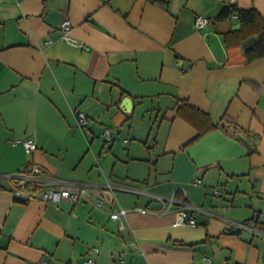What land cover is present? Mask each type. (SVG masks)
<instances>
[{
  "label": "crops",
  "instance_id": "1",
  "mask_svg": "<svg viewBox=\"0 0 264 264\" xmlns=\"http://www.w3.org/2000/svg\"><path fill=\"white\" fill-rule=\"evenodd\" d=\"M227 5L264 19V0H169L166 9L148 0H0V264H264V56L250 60L255 43L225 44L223 34L240 28L236 15L217 19ZM199 15L209 25L198 30ZM65 18L76 43L61 36ZM148 99L158 123L145 155L126 141L110 169L99 156L102 174L90 168L82 178L84 158L50 151L78 111L90 124L111 107L132 115ZM181 101L214 124L227 116L254 153L220 129L190 143L198 131L178 116ZM31 165L91 201L19 200L12 179ZM118 207L129 210L123 228L110 218ZM183 209L197 225L175 224Z\"/></svg>",
  "mask_w": 264,
  "mask_h": 264
},
{
  "label": "rangeland",
  "instance_id": "2",
  "mask_svg": "<svg viewBox=\"0 0 264 264\" xmlns=\"http://www.w3.org/2000/svg\"><path fill=\"white\" fill-rule=\"evenodd\" d=\"M154 107L156 104L152 103L151 99L138 104L132 115L123 113L121 108L111 107L110 111L103 110L102 117L98 121H90L89 126L84 129L80 128L76 121L73 129H67L59 134L57 143L52 137H48V134L44 137L47 140L52 138L54 144L50 147V151L58 155L60 160L64 156L67 161L78 164L79 160L84 158L79 165V169L82 168L80 177L86 178L90 168H95L93 173L100 171L102 174L104 167L110 169L115 157L125 156L129 146L126 141L130 144L132 153H140L139 155L147 153L146 148L153 145L154 131L158 123ZM127 116H130V119L125 121ZM105 129L112 132L116 137L115 141L104 136ZM99 156L103 168L99 166L101 170H96ZM119 169L125 171L122 165ZM237 216L243 217L240 214Z\"/></svg>",
  "mask_w": 264,
  "mask_h": 264
},
{
  "label": "built area",
  "instance_id": "3",
  "mask_svg": "<svg viewBox=\"0 0 264 264\" xmlns=\"http://www.w3.org/2000/svg\"><path fill=\"white\" fill-rule=\"evenodd\" d=\"M209 25V20L204 16H197L194 21V27L196 29H202ZM72 23L69 19L65 18L60 22L59 31L62 38L71 43H76L69 36ZM77 123L80 128H86L89 125V117L81 111L77 112ZM106 138L111 137L109 130L104 131ZM17 142H14L16 144ZM22 145L27 153H31L36 150V142L30 138L22 141ZM195 182H200L195 180ZM13 193L17 197L37 198L43 202L57 203L61 200H70L72 202H78L81 199L91 201V196L86 193L85 190L74 187L63 182L52 180L48 172L39 165H31L24 169L18 176L12 179ZM109 189H112L108 185ZM95 207H101L103 205L102 199L93 200ZM134 211L140 212L141 214L150 213L147 209L136 208ZM129 210L118 207L117 210L110 213V218L113 221H118L120 228H123L122 221L127 217ZM152 213H154L152 211ZM176 225H192L198 224V218L191 214L190 210H179L176 214L175 219ZM97 251V249H95ZM36 264H49L47 261L42 260ZM81 264H97L93 258H87L81 262Z\"/></svg>",
  "mask_w": 264,
  "mask_h": 264
},
{
  "label": "trees",
  "instance_id": "4",
  "mask_svg": "<svg viewBox=\"0 0 264 264\" xmlns=\"http://www.w3.org/2000/svg\"><path fill=\"white\" fill-rule=\"evenodd\" d=\"M155 5L166 9L169 0H148ZM232 15H236L239 19L240 28L237 30H230L224 33V41L227 46H236L243 43L251 36H256L257 40L251 50L247 52L250 54V60L258 59L264 56V19L258 11L255 9L242 10L234 5L224 6L217 15V19L225 20L230 18ZM178 116L181 117L185 122L194 127L198 134L190 141L193 142L200 139L207 133L220 129L225 131V126H229L234 129L235 134L240 132L249 138L247 132L242 130L236 123L231 121L227 116H224L217 124H214L208 114L190 106L187 102L181 101L178 108ZM236 137V135H233ZM254 151L249 152V154ZM258 214H255L250 220L246 222L257 221ZM184 245V243H178Z\"/></svg>",
  "mask_w": 264,
  "mask_h": 264
},
{
  "label": "water",
  "instance_id": "5",
  "mask_svg": "<svg viewBox=\"0 0 264 264\" xmlns=\"http://www.w3.org/2000/svg\"><path fill=\"white\" fill-rule=\"evenodd\" d=\"M257 37L254 35V36H251L250 38H248L245 42H243L242 44V47H243V50L244 51H248L249 49L252 48L253 44L255 43ZM121 105H122V108H124V110L126 112H130L131 109H132V99L130 97H125L122 99V102H121ZM225 130L229 133V134H234L235 131L233 128H230L229 126H225ZM236 137L237 139L242 142V144L244 146H246L250 151H253L254 148H253V143L251 141H249L246 136H244V134L240 133V132H237L236 134ZM19 200H22V201H27L28 198L26 197H19ZM202 221H205L207 222V219L205 218H201Z\"/></svg>",
  "mask_w": 264,
  "mask_h": 264
}]
</instances>
